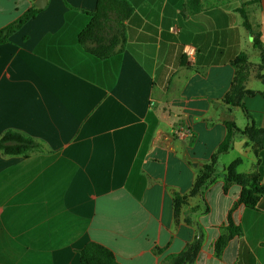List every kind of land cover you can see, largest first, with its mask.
Listing matches in <instances>:
<instances>
[{"label":"crops","instance_id":"obj_1","mask_svg":"<svg viewBox=\"0 0 264 264\" xmlns=\"http://www.w3.org/2000/svg\"><path fill=\"white\" fill-rule=\"evenodd\" d=\"M34 1L0 0V28ZM126 1L133 12L113 59L92 62L75 49L96 0H47L0 44V134L16 130L42 146L26 156L0 153V264H79L90 241L119 264H168L199 233L190 264H264V194L245 207L240 186L218 176L189 195L225 120L249 123L223 101L241 52L246 88L264 89L240 2L196 0L194 13L186 0ZM249 19L264 47V0ZM242 103L264 128V97L244 95ZM179 125L190 133H176ZM236 159L238 172L255 173L264 186V149L236 134L217 171ZM175 196L186 202L175 208ZM228 216L241 234L217 256Z\"/></svg>","mask_w":264,"mask_h":264},{"label":"trees","instance_id":"obj_2","mask_svg":"<svg viewBox=\"0 0 264 264\" xmlns=\"http://www.w3.org/2000/svg\"><path fill=\"white\" fill-rule=\"evenodd\" d=\"M196 0H186V7L191 8V12L200 11L194 7ZM240 6L236 11L242 19V26L248 33L252 45L259 51V62L255 67L256 78L264 84V47L260 38L258 26L253 25L249 19V9L258 4L260 0H238ZM40 11L39 8L32 6L25 10L19 17L0 28V44L9 41L10 37L18 31L27 21L34 18ZM133 8L126 0H96L95 9L88 13L89 21L79 32L76 39L75 49L80 56L87 57L89 61L98 62L113 59L120 55L122 43L125 40L124 22L131 16ZM79 56V58H80ZM235 66V74L231 86L223 97L224 103L229 106L239 107L249 120V123L240 129L235 122L225 120L226 134L218 145L216 152L211 156L210 162L205 163L197 174L189 195L201 194L203 189L212 183L216 177L222 176L224 181L235 183L240 186L238 202L245 207L255 208L260 195L264 194V186L258 182L255 173H241L237 171L240 159H236L222 172L216 168L219 155L226 153L232 146L233 138L236 134L244 136L248 142L252 143L257 149H264V128L257 127L249 112L242 103L244 95L252 96L259 93L264 97V89L255 91L246 88L249 77V65L247 55L241 52L232 61ZM42 151L41 144L34 138L16 131L5 130L0 134V153L4 156H26L30 152ZM186 196H175L174 206L179 207L186 202ZM177 211V210H176ZM226 235H221L214 243V252L219 256L227 244L234 236L241 234V229L236 226L228 216ZM202 234L195 236L194 240L186 245L184 250L168 259V264H190L192 263L200 249ZM79 264H119L113 252L102 244L90 241L87 242L79 251Z\"/></svg>","mask_w":264,"mask_h":264},{"label":"built area","instance_id":"obj_3","mask_svg":"<svg viewBox=\"0 0 264 264\" xmlns=\"http://www.w3.org/2000/svg\"><path fill=\"white\" fill-rule=\"evenodd\" d=\"M176 133H178V134L190 133V128L187 126L179 125L176 128Z\"/></svg>","mask_w":264,"mask_h":264},{"label":"water","instance_id":"obj_4","mask_svg":"<svg viewBox=\"0 0 264 264\" xmlns=\"http://www.w3.org/2000/svg\"><path fill=\"white\" fill-rule=\"evenodd\" d=\"M46 1H47V0H35V1H34V5H35L37 8L42 9V8L45 7V5H46Z\"/></svg>","mask_w":264,"mask_h":264}]
</instances>
